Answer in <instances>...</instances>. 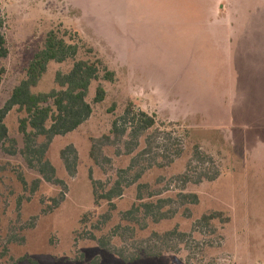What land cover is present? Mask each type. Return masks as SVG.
<instances>
[{
  "label": "rangeland",
  "instance_id": "obj_1",
  "mask_svg": "<svg viewBox=\"0 0 264 264\" xmlns=\"http://www.w3.org/2000/svg\"><path fill=\"white\" fill-rule=\"evenodd\" d=\"M51 30L84 45L77 59L101 58L115 79L94 81L87 97L90 118L53 139L47 158L63 183L42 180L33 192L41 175L20 153L5 151L11 142L0 144L5 259L264 264V0H0V32L8 47V55L0 57V69L5 68L0 108ZM73 64L51 62L35 91L57 88V72ZM99 84L107 94L95 102ZM130 103L155 115L157 126L137 138L130 130L116 137L113 121ZM24 116L15 107L6 118L18 148L24 146L19 131ZM69 145L78 157L74 172L61 155ZM119 174L133 183L115 199L113 219L97 230L94 223L109 205H95L92 177L109 188ZM140 186L144 199L138 198ZM189 193L198 194L199 202L183 196ZM62 194L59 207L43 213ZM141 202H154L153 214L140 211L138 222L126 220L123 213ZM211 212L223 216L202 221ZM118 224L135 231L112 233ZM90 230L112 236L110 246L90 238Z\"/></svg>",
  "mask_w": 264,
  "mask_h": 264
},
{
  "label": "trees",
  "instance_id": "obj_2",
  "mask_svg": "<svg viewBox=\"0 0 264 264\" xmlns=\"http://www.w3.org/2000/svg\"><path fill=\"white\" fill-rule=\"evenodd\" d=\"M68 34H60L59 31L51 30L46 37L43 47H41L33 56L27 69L26 76L14 88L10 98L5 105L0 108V144H11L6 147L5 151L9 154H21L28 166L36 170L42 178H37L33 181L32 191L39 189L42 180L51 183H63L57 177V169L52 162L47 158V152L53 139L56 136L66 135L78 129L85 123L93 113V106L88 102L90 87L94 81L101 78L113 81L115 79V72L109 67L101 58L95 59H77L80 49L84 45L74 41L73 37L68 40ZM89 52L94 53L92 48H88ZM8 55L6 36L0 32V57ZM68 60H74L72 68L66 72L58 71L55 77L57 88L50 91L37 92L35 88L40 83L41 79L47 72L51 62L63 63ZM5 68L0 69V86L3 82ZM107 91L102 84H99L96 91L95 102H102L106 98ZM25 112V116L20 119L19 131L23 134L24 146L18 148L19 142L17 139L10 136V130L6 124L8 114L15 108ZM157 119L155 115H149L147 112L139 110L136 111L130 103L126 108L125 114L113 121L111 133L119 137L127 130L136 138L138 135L144 134L149 130L156 128ZM43 140L40 141V139ZM105 139L110 140V135H105ZM97 149L96 143L93 144L92 156L96 159L95 152ZM198 149V148H197ZM62 158L69 171L74 172L77 163V153L73 145L65 147L61 152ZM129 170H121L120 173H127ZM144 171H140L138 177H141ZM119 174V178L113 182L109 188L103 181L96 180L92 177L93 194L95 205L100 207L103 202L109 205L108 210L103 213L98 219L94 227L97 230H102L104 225L113 219L114 211L117 209L115 199L123 196L125 188L131 186L133 183H124V176ZM211 177L210 179H214ZM21 180L25 186L29 183L21 175ZM203 180V178L201 179ZM139 199H144L141 186L139 187ZM149 197L153 193H149ZM192 203L199 202V196L196 193H189L183 195ZM53 203L48 204L43 213H49L59 207L64 200V194L60 197L51 199ZM154 202H141L138 205L123 213V217L130 222H138L136 212L142 211L146 215L153 214L152 209ZM142 209V210H141ZM88 213L84 220L89 219ZM223 216V212H211L202 217V221L210 223L211 220ZM37 217H34L36 220ZM99 223L101 224L99 226ZM32 225H35L34 223ZM123 231H135L131 225L118 224L113 228L112 233L117 234ZM95 231V230H94ZM90 230V238L97 240L103 247L108 248L111 244L112 236L102 234L97 236L96 232ZM9 255L8 247L0 251V264H20L23 258L16 259Z\"/></svg>",
  "mask_w": 264,
  "mask_h": 264
}]
</instances>
